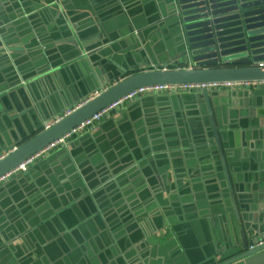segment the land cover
<instances>
[{"label":"crops","instance_id":"crops-1","mask_svg":"<svg viewBox=\"0 0 264 264\" xmlns=\"http://www.w3.org/2000/svg\"><path fill=\"white\" fill-rule=\"evenodd\" d=\"M58 1L100 56L67 55ZM0 22V119L15 121L21 137L133 72L176 68L167 0H0ZM43 60L58 68L45 72ZM19 69L22 85L13 84ZM102 78L115 81L100 88ZM249 92L214 108L239 220L215 156L200 150L211 147L210 123L196 93L143 96L0 184V264H211L235 255L264 220V88ZM13 149L0 144V158ZM20 176L34 190L13 192Z\"/></svg>","mask_w":264,"mask_h":264},{"label":"water","instance_id":"water-1","mask_svg":"<svg viewBox=\"0 0 264 264\" xmlns=\"http://www.w3.org/2000/svg\"><path fill=\"white\" fill-rule=\"evenodd\" d=\"M167 4L171 19L175 23L173 29L176 31V56L172 60V67L176 68L133 72L132 75L102 90L99 95L88 100L71 115L64 117L50 128L43 130L40 126L37 127V131H33L34 133H31L29 137H21V133H18L20 129L15 121L10 123L8 119H4V121L0 119V134H3L2 137L0 136V144L3 151H8L15 145V149L0 158V178L18 170L28 160L94 115L139 89L155 86L264 82V68L261 67V63H264V0H167ZM53 8L55 10L62 9L61 17L64 20L65 29L70 34V40L67 41V49H69L67 55L71 56L75 53L78 55L77 57L100 56L102 52L99 50L100 47H89L86 44L88 41L86 43L83 41L85 37L79 27L74 26L77 19L75 20L73 13L66 12L64 3L59 2V5H53ZM81 11L90 13V16L94 15L90 9ZM2 25L0 22V28ZM0 34L2 35V32ZM4 39L6 40L5 37ZM45 48V54L49 56V48ZM8 51L14 53L18 50L9 47ZM6 58L10 59L11 56ZM15 64L17 65V62ZM41 67L47 72L51 68L54 70L58 68V63L43 60ZM19 71L20 76L14 71L16 80L13 84L22 85L26 81L20 69ZM113 81L115 80L102 78V84L99 87L102 88L108 82ZM2 92L0 90V94ZM254 93L256 92L253 91L252 94L254 95ZM238 94L248 97L250 92L203 91L196 93L192 101L200 103L202 106L205 105L207 108L205 115L210 123L208 140L211 147L200 150H210L215 156L221 173L220 178L226 186L227 203L231 204L232 200V210L239 220V198L228 164V161L231 162V160L229 157L226 158L227 154L228 156L230 154L226 153L227 144L224 140V132L214 113V108L219 103L218 100L221 102L223 98L229 96L235 98ZM177 96L182 97L181 95ZM2 113H4V109L0 102V114ZM23 120V118L19 119L20 122ZM7 130H9V134L6 132ZM29 174L33 176L34 171H30ZM30 181L28 176L16 178L13 183L14 185L18 183V187L17 191L13 192L19 191L20 193L22 188L29 192L34 190L33 185L29 186L27 183ZM28 191L27 193H29ZM44 208L46 210H41V214L47 212L48 207L44 206ZM102 213L106 214V210L104 212L102 210ZM247 231V235L243 236L242 246L233 255L234 257L224 256L217 263L212 262L211 264H264V220L259 226Z\"/></svg>","mask_w":264,"mask_h":264},{"label":"built area","instance_id":"built-area-1","mask_svg":"<svg viewBox=\"0 0 264 264\" xmlns=\"http://www.w3.org/2000/svg\"><path fill=\"white\" fill-rule=\"evenodd\" d=\"M261 67L264 68V63H261ZM260 88H264V82H234V83H213V84H196V85H180V86H155V87H150V88L139 89L129 94L127 97H125L121 101L113 104L109 108L102 110L98 114L94 115L91 119L87 120L85 123H83L76 129L68 133L66 136L56 141L55 143L51 144L47 149L43 150L42 152H40L39 154H37L36 156L28 160L18 170L12 173H9L8 175L0 178V184L9 180L11 177H13L15 174L19 172H26L27 168L30 165H32L36 160L40 159L41 156H43L47 152L53 149H56L59 146L66 147L67 142L71 137L83 134L87 131H94L98 127L102 119L106 115H108V113L111 110L117 109L118 107H120L121 105H123L124 103L128 101H135L138 98L143 97V96H157V95H163V94L178 95V94H185V93H198V92H203V91H211V92L212 91H234V90L252 91V90H257ZM75 110H77V108ZM75 110L68 112L65 116L57 120L55 123L59 122L64 117L71 115ZM53 124L48 125L46 129L50 128Z\"/></svg>","mask_w":264,"mask_h":264}]
</instances>
